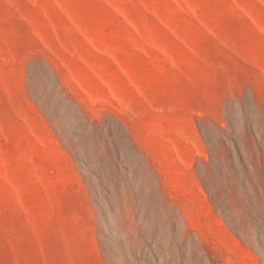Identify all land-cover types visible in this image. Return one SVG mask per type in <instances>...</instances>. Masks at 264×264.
I'll return each mask as SVG.
<instances>
[{
    "label": "rangeland",
    "instance_id": "rangeland-1",
    "mask_svg": "<svg viewBox=\"0 0 264 264\" xmlns=\"http://www.w3.org/2000/svg\"><path fill=\"white\" fill-rule=\"evenodd\" d=\"M0 264H264V0H0Z\"/></svg>",
    "mask_w": 264,
    "mask_h": 264
}]
</instances>
